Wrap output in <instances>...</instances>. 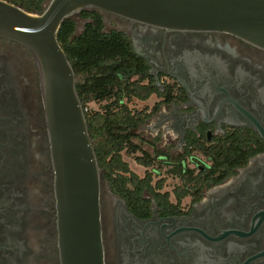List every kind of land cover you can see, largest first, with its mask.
I'll use <instances>...</instances> for the list:
<instances>
[{
	"label": "flooded vegetation",
	"instance_id": "af4514ba",
	"mask_svg": "<svg viewBox=\"0 0 264 264\" xmlns=\"http://www.w3.org/2000/svg\"><path fill=\"white\" fill-rule=\"evenodd\" d=\"M99 13L162 92L138 126L152 124L151 165L133 158L151 187L132 203L103 175L104 264H264V49ZM221 145L244 146L228 174L206 170ZM54 177L33 56L0 36V264H61Z\"/></svg>",
	"mask_w": 264,
	"mask_h": 264
},
{
	"label": "water",
	"instance_id": "95a60500",
	"mask_svg": "<svg viewBox=\"0 0 264 264\" xmlns=\"http://www.w3.org/2000/svg\"><path fill=\"white\" fill-rule=\"evenodd\" d=\"M83 10L172 30L232 33L264 49V0H46L32 13L0 0V36L32 54L39 77L57 209L61 264H104L103 173L76 90V74L57 40L65 19Z\"/></svg>",
	"mask_w": 264,
	"mask_h": 264
},
{
	"label": "trees",
	"instance_id": "16d2710c",
	"mask_svg": "<svg viewBox=\"0 0 264 264\" xmlns=\"http://www.w3.org/2000/svg\"><path fill=\"white\" fill-rule=\"evenodd\" d=\"M6 1L36 13L41 11L46 0ZM79 16L84 22L81 29L77 30L74 17L65 19L57 40L77 76L76 90L98 165L112 189L136 203L141 194L136 188H150V178L139 179L123 155L134 158L141 165H151L152 153L143 149L135 132L151 112L146 111V106L133 108L129 103L146 101L151 95L162 92L126 34L117 30L104 31L101 14L97 11L83 10ZM91 103L97 108L90 107ZM243 153L242 145L212 148L206 152L212 161L206 170L228 174ZM185 176L189 182L199 179L191 172ZM207 180H213L212 176Z\"/></svg>",
	"mask_w": 264,
	"mask_h": 264
},
{
	"label": "rangeland",
	"instance_id": "374dc122",
	"mask_svg": "<svg viewBox=\"0 0 264 264\" xmlns=\"http://www.w3.org/2000/svg\"><path fill=\"white\" fill-rule=\"evenodd\" d=\"M74 18L77 20L78 24H77V28L78 29H81L82 27V24H83V20L80 18H77V16H74ZM107 28H105V30H107ZM154 96L150 97L149 99H147L146 101H137V100H133L131 103H129V106L130 107H133V108H142L144 106L146 107H149L153 104L154 102ZM90 107L96 109L97 108V105L94 104V103H91L90 104ZM152 124L151 123H146V127L145 128H137L135 130L136 134L139 136L140 140L138 142H141L142 143V146H144V148L148 151H151L152 149L150 148V146L146 145L144 142V140H149L151 139V132L150 130L147 129V127H150ZM157 141L159 140V136H158V139H156ZM159 146H162L160 145V142H157ZM123 158L125 161L128 162L129 164V167L130 169L135 172L136 174L140 175L142 173V170L143 168L139 165H137L135 162H134V159L132 157H129L127 155H123Z\"/></svg>",
	"mask_w": 264,
	"mask_h": 264
}]
</instances>
